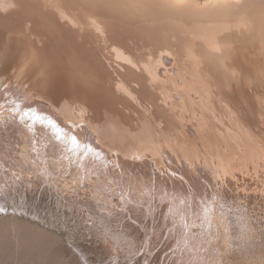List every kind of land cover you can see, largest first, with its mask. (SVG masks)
Returning <instances> with one entry per match:
<instances>
[{
	"label": "bare ground",
	"instance_id": "bare-ground-1",
	"mask_svg": "<svg viewBox=\"0 0 264 264\" xmlns=\"http://www.w3.org/2000/svg\"><path fill=\"white\" fill-rule=\"evenodd\" d=\"M0 153L53 200L224 233L264 199V0H0Z\"/></svg>",
	"mask_w": 264,
	"mask_h": 264
},
{
	"label": "rangeland",
	"instance_id": "rangeland-1",
	"mask_svg": "<svg viewBox=\"0 0 264 264\" xmlns=\"http://www.w3.org/2000/svg\"><path fill=\"white\" fill-rule=\"evenodd\" d=\"M12 163L0 153V264H264V199L247 197L246 209L221 220L222 234L168 233L157 231L161 219L99 216L76 196L53 200Z\"/></svg>",
	"mask_w": 264,
	"mask_h": 264
}]
</instances>
